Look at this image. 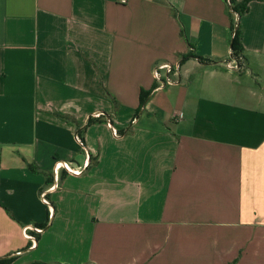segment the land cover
<instances>
[{
  "label": "crops",
  "instance_id": "obj_1",
  "mask_svg": "<svg viewBox=\"0 0 264 264\" xmlns=\"http://www.w3.org/2000/svg\"><path fill=\"white\" fill-rule=\"evenodd\" d=\"M0 264H264V0H0Z\"/></svg>",
  "mask_w": 264,
  "mask_h": 264
},
{
  "label": "built area",
  "instance_id": "obj_2",
  "mask_svg": "<svg viewBox=\"0 0 264 264\" xmlns=\"http://www.w3.org/2000/svg\"><path fill=\"white\" fill-rule=\"evenodd\" d=\"M128 1L129 0H116V3L119 5H125V4H127ZM227 2H228V0H227ZM227 66L229 68L232 67V65L230 63H228ZM174 67H175V65L170 66L169 64H160L159 66H157L153 69L154 79L157 82H159V84H161V87H163L167 84H170L168 74L170 73L171 69H173ZM161 71L166 72L167 77H166L165 81H162L161 74H160ZM112 134L114 137L118 136V134L115 132L114 129H113ZM75 140L80 146L82 145V141L77 135H75ZM87 165H88L87 162H84L82 165L73 169V168L69 167L64 162H61V161L55 162L53 165V168H52L53 184L51 187L47 188L44 192L41 193L40 199H41L42 203L45 204L46 206H49L47 196L55 190L56 184L60 178L61 173L64 172L65 174L70 175V176H80L87 169ZM41 232H42V230L40 228H37L33 225H27V226L22 228L23 237L26 240H28L32 244V246H34V244H35L36 235L41 233Z\"/></svg>",
  "mask_w": 264,
  "mask_h": 264
},
{
  "label": "trees",
  "instance_id": "obj_3",
  "mask_svg": "<svg viewBox=\"0 0 264 264\" xmlns=\"http://www.w3.org/2000/svg\"><path fill=\"white\" fill-rule=\"evenodd\" d=\"M227 2V0H225ZM248 0H245L241 4H237L235 0H228L227 4V10L231 16H240L246 11ZM234 35H233V41L231 46V52L233 58L237 61V63H240V59L242 58V47L240 44V31L239 27L236 28L233 25ZM148 93L141 92L140 97V106L144 103L145 99L147 98Z\"/></svg>",
  "mask_w": 264,
  "mask_h": 264
}]
</instances>
